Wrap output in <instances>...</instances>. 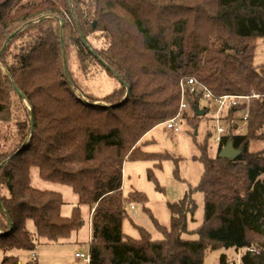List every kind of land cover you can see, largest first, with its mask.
<instances>
[{
	"label": "trees",
	"instance_id": "obj_1",
	"mask_svg": "<svg viewBox=\"0 0 264 264\" xmlns=\"http://www.w3.org/2000/svg\"><path fill=\"white\" fill-rule=\"evenodd\" d=\"M259 39L264 0H0V264H38L41 239L58 242L83 224L79 208L72 219L62 216L59 193L32 186L33 167L45 181L71 186L79 206L90 208L89 264H204L209 249L222 248L242 252L239 264H264V149L250 147L264 141ZM76 70L104 72L115 84L96 95ZM189 78L216 96L259 95L245 127L235 112L246 106L222 115L228 129L219 151L232 142L242 154L213 158L207 142L199 146L204 221L192 231L197 240L182 237L197 210L191 193L169 204L170 227L157 224L162 240L143 228L134 239L123 232L127 206L147 198L123 195L124 163L161 167L169 157L144 152L142 139L175 117ZM196 97L189 103L202 107ZM218 264L236 263L223 254Z\"/></svg>",
	"mask_w": 264,
	"mask_h": 264
},
{
	"label": "rangeland",
	"instance_id": "obj_2",
	"mask_svg": "<svg viewBox=\"0 0 264 264\" xmlns=\"http://www.w3.org/2000/svg\"><path fill=\"white\" fill-rule=\"evenodd\" d=\"M258 43L259 47L255 62L264 69V39H259ZM76 72L78 75H82L83 85L86 89L96 95L101 96L112 90L115 84L113 78L101 71L97 73L90 72L89 74L79 70H76ZM65 80L71 82L67 73ZM86 81L90 84L92 82L90 88L87 87L89 83L86 84ZM73 89L82 101H90L78 88L74 87ZM127 97L128 94L126 93L123 98ZM190 98L196 99L197 97L187 92L185 101H189ZM121 101L119 100L113 105H118ZM207 105L208 102L202 100L201 106L205 107ZM202 107L200 108L202 109ZM195 108L188 103L187 107L181 110L180 102L179 111L173 117L177 118L178 131L168 129L166 124L168 120L156 126L142 139L141 148L144 152L169 154V157L163 160L161 167L157 166L158 161L144 159L125 161L123 167V195L126 196L131 191H137L147 198L145 204L133 203L127 206L128 217L123 223V232L127 236L140 239V229L143 228L151 234L154 240H162L164 236L158 229L157 224L167 228L170 227L171 211L169 204L176 203L184 198L186 194L191 193L197 204V210L194 217L189 218V232L183 234L182 237L186 240L198 239V236L192 234V231L197 229L204 221V195L197 190L204 172V166L199 160L201 156L199 146L207 142L208 153L215 158L220 152V144L215 139L214 112L209 110L197 124H193L191 118L196 116ZM250 147L251 151H260L264 149V141H254ZM149 171L153 172L154 178H149ZM31 184L38 190L59 193L63 199L62 216L72 219L75 208H79L83 222L81 227L77 231H73L69 238L58 242L41 239L36 250L38 264H87L83 258L76 257V254L89 251L92 238V232L88 225L90 208L87 205L79 206V197L71 186L45 181L38 167L31 169ZM145 207L150 213L147 212ZM28 229L35 230L32 222L28 223ZM19 253L21 254L22 263H24L29 257L28 253L22 251ZM223 254H226L231 262L240 263L242 252L237 253L233 248H222L218 250L209 249L204 264H218Z\"/></svg>",
	"mask_w": 264,
	"mask_h": 264
},
{
	"label": "built area",
	"instance_id": "obj_3",
	"mask_svg": "<svg viewBox=\"0 0 264 264\" xmlns=\"http://www.w3.org/2000/svg\"><path fill=\"white\" fill-rule=\"evenodd\" d=\"M181 90H182V98H181V110L186 108L189 101H185L187 92L195 96H201V99L208 102V106L214 112V120H215V129L216 135L215 139L218 143L221 141L222 137L227 133V125L222 118L224 111L230 106L232 108H238L240 106H246L244 109L235 112V117L239 120V126L245 127L248 123L249 118V103L250 101L258 97L259 95L252 96H241V95H223L216 96L214 93L206 87L205 84L198 81L196 78H189L185 81H181ZM190 104V103H189ZM177 118L169 120L166 124L168 129L178 131L176 123ZM90 226L92 227L91 220ZM92 240V238H91ZM90 240V242H91ZM254 251V249H251ZM76 257L83 258L87 264L90 263L91 255H90V247L87 253H77Z\"/></svg>",
	"mask_w": 264,
	"mask_h": 264
},
{
	"label": "water",
	"instance_id": "obj_4",
	"mask_svg": "<svg viewBox=\"0 0 264 264\" xmlns=\"http://www.w3.org/2000/svg\"><path fill=\"white\" fill-rule=\"evenodd\" d=\"M95 25V23H94ZM85 43V42H84ZM206 114V111L201 109L200 106H196L195 108V115L198 117H203ZM242 154L241 150H238L234 147L232 142H229L226 146L222 148V150L219 152L218 156L220 158H225V159H231L234 160L238 156Z\"/></svg>",
	"mask_w": 264,
	"mask_h": 264
},
{
	"label": "crops",
	"instance_id": "obj_5",
	"mask_svg": "<svg viewBox=\"0 0 264 264\" xmlns=\"http://www.w3.org/2000/svg\"><path fill=\"white\" fill-rule=\"evenodd\" d=\"M91 216H92V213H91V210H90V217H89V220H88V225H89V227H90V230H91V232H92V227L90 226V220H91Z\"/></svg>",
	"mask_w": 264,
	"mask_h": 264
}]
</instances>
